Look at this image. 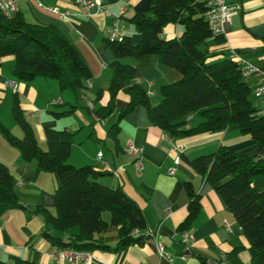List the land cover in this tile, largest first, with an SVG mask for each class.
<instances>
[{
	"label": "crops",
	"instance_id": "1",
	"mask_svg": "<svg viewBox=\"0 0 264 264\" xmlns=\"http://www.w3.org/2000/svg\"><path fill=\"white\" fill-rule=\"evenodd\" d=\"M39 1L45 6H57L61 11H69L68 18L39 6L37 0H19L18 9L30 22L56 25L76 47L93 76L88 89L78 99L73 91L62 90L59 83L49 78L17 81L13 74L14 56H0V121L15 135L23 136V129L12 112L14 95L18 93L21 108L42 146L47 145V127L73 131L75 136L69 162L75 166L90 164L111 171V175L100 180L111 187H123L143 210L147 221V228L143 232L153 234L144 244H133L120 251L96 249L92 251L91 260L81 264H252L249 240L241 225L223 197L210 183L205 182L187 159L210 154L221 145L256 155L264 150L259 142L243 135L237 125L222 131L172 138L162 128L152 124L146 108L139 106L121 121L116 143L109 135V129L118 119L113 118L117 108L128 103V94L124 91L118 93L117 108L106 118L99 117L95 112L98 109L97 101L107 98L112 77L114 53L106 45V39L117 32V38L130 35L133 42L138 44L141 34L129 19L136 12L151 13L150 0H102L109 6V14L96 10L89 12L87 8L79 6L77 0ZM231 2L238 4L239 8L232 16L231 23L225 27L226 42L217 45L214 39H210L208 47L225 52L218 57H232L236 53L245 62L260 67L264 72V0ZM121 7H125L123 15L120 14ZM182 32V25L170 22L163 27L162 34L170 39L179 37ZM123 61L136 66V80L151 96L153 104H158L162 98V85L181 77L178 70L162 64L156 55L140 59L126 58ZM8 80L17 82L16 91L6 84ZM254 81L255 78L251 80ZM89 91L95 92V99L89 97ZM100 91L101 97L98 98ZM74 105L76 107L71 113H53L65 111ZM200 121V116L193 115L189 118L188 126ZM129 141L142 148L144 169L141 176L135 172L134 156L125 151ZM100 152L103 153L101 158L98 156ZM177 158L180 159L178 163ZM0 160L14 173L16 191L27 208L11 209L0 220V264H15V256L31 260L34 264H72L52 258L51 253L58 248L43 232L47 229L54 235L67 237V234L45 224L43 217L34 212L41 204L52 213L56 212L55 191L59 186V177L43 171L36 160L25 161L21 151L11 145L1 132ZM171 168L174 169L173 173L169 172ZM185 181H191L201 196V210L185 230L193 239L186 241L183 231L178 229L189 212ZM253 186L258 190L264 189V178L256 177ZM103 217L110 221L111 213L104 212ZM98 237L103 243L115 247L117 227L110 225ZM158 243L164 244L173 257L172 261L159 254Z\"/></svg>",
	"mask_w": 264,
	"mask_h": 264
},
{
	"label": "trees",
	"instance_id": "2",
	"mask_svg": "<svg viewBox=\"0 0 264 264\" xmlns=\"http://www.w3.org/2000/svg\"><path fill=\"white\" fill-rule=\"evenodd\" d=\"M151 13L136 12L129 20L141 34L138 44L130 35L107 38L106 45L114 53L109 100L95 110L106 118L116 109L117 95L124 91L128 103L121 108L109 135L118 142L121 121L139 106L147 110L150 122L172 138L217 132L237 125L243 135L259 142L264 148V117L257 114L252 101L253 89L243 77L238 63L221 50H210L208 41L219 45L226 42L224 34H213L206 17V2L197 0H150ZM182 25L179 37L166 38L163 27L170 23ZM15 58L14 77L30 82L38 77L55 79L62 90L70 89L77 98L88 89L93 74L73 43L54 24L43 25L26 19L23 12L12 16L0 9V56ZM156 55L159 61L181 73L180 79L160 88L161 100L153 104L151 96L137 82V68L126 58L140 59ZM101 97V91L98 92ZM72 106L55 115L73 112ZM13 116L23 129L15 135L0 121V132L17 147L27 162L36 160L47 172H56L59 186L55 191L56 212L38 205L34 212L45 224L67 237L54 235L47 229L43 235L60 249L120 251L133 244H144L152 233L143 232L147 221L138 203L122 186L111 187L100 179L111 171L95 165L75 166L69 162L75 133L68 129L45 128L47 149H43L31 122L21 108L18 93L13 99ZM199 114L201 121L188 126L189 118ZM223 197L249 240L252 264H264V189L253 186L256 177H264V157L248 155L221 145L216 151L187 159ZM189 197L188 215L179 225L185 231L201 210V196L191 181L184 183ZM27 209L16 191V179L10 167L0 160V220L11 209ZM110 211L107 221L103 214ZM110 225L117 227L115 247L103 243L99 234ZM15 264H34L14 257Z\"/></svg>",
	"mask_w": 264,
	"mask_h": 264
},
{
	"label": "built area",
	"instance_id": "3",
	"mask_svg": "<svg viewBox=\"0 0 264 264\" xmlns=\"http://www.w3.org/2000/svg\"><path fill=\"white\" fill-rule=\"evenodd\" d=\"M19 0H0V9L7 15L12 16L18 9ZM38 1V5L44 7L54 13L59 14L62 18H68L69 11H61L57 6H45L42 2ZM77 4L81 7L87 8L89 12L96 10L97 12L103 14H109L110 8L108 5L104 4L102 0H77ZM206 17L212 30L213 34H224L225 27L227 24H230L232 21V16L239 8L238 4L232 3L231 0H209L206 2ZM125 12V7L120 8V14L123 15ZM118 33L114 32L111 38H117ZM232 58L238 63L241 68L243 77L250 83V80L255 78V81L250 83L253 89L255 97L259 100L257 107V114L264 117V72L263 70L253 64L245 62L240 56L236 53L232 55ZM7 85L11 86L14 91L17 90V82L13 80H8ZM89 105L92 106V103L89 102ZM125 151L134 156L135 160L133 162L135 172L138 176L142 175L144 165L141 160L142 148L137 146L134 142L129 141L126 145ZM261 155L264 157V150L261 152ZM99 158L103 156V153H99ZM177 158L176 162H179ZM170 173L174 172V169L169 170ZM115 173V172H114ZM116 174V173H115ZM184 240L193 239V236H190L186 231L182 232ZM159 254L170 261L173 260L171 254H169L163 243H158ZM52 258L58 259L60 261H69L72 264H81L83 262H89L92 258V251L85 250H76V249H60L58 248L55 252L51 253ZM223 258H226V255H223Z\"/></svg>",
	"mask_w": 264,
	"mask_h": 264
},
{
	"label": "rangeland",
	"instance_id": "4",
	"mask_svg": "<svg viewBox=\"0 0 264 264\" xmlns=\"http://www.w3.org/2000/svg\"><path fill=\"white\" fill-rule=\"evenodd\" d=\"M48 80H52L53 82H56V84H58V81L55 80V79H50V78H49ZM250 83H252L251 80H250ZM65 91H67V92H72V90H70V89H67V90H65ZM85 92H86V91H85ZM160 94H161V93H160ZM88 95H89V97H91V98H93V99H95V97H96L95 92H93V91H89V92H88ZM251 97H252L251 99H252V101H253V103H254L255 106H256L257 104L260 103L259 100L255 97L254 94H252ZM108 99H109V93H108V89H107V98L105 97V101H103L102 99L99 100V101H97L98 109L101 108L102 106L106 105ZM85 103H86V102H84V104H85ZM103 103H105V104L102 105ZM116 108H117V100H116ZM121 108H122V107L117 108V111L115 112L114 117H113L114 119H117V118H118V115H119V113H120ZM53 109H56V107L53 106ZM195 116L198 117V116H200V115H199V114H195ZM40 145H41V144H40ZM41 147H42L43 149H47V145H45V146H42V145H41ZM52 173H54V174H56V175L58 176V174H57L56 172H52ZM257 178H264V177H257ZM262 190H263V189H262ZM105 214H109V215H110V211H106Z\"/></svg>",
	"mask_w": 264,
	"mask_h": 264
}]
</instances>
